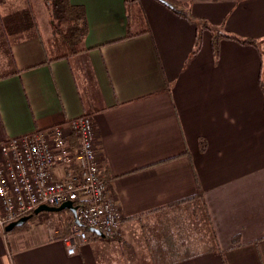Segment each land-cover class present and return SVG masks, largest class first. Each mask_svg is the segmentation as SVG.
<instances>
[{
    "label": "crops",
    "instance_id": "crops-1",
    "mask_svg": "<svg viewBox=\"0 0 264 264\" xmlns=\"http://www.w3.org/2000/svg\"><path fill=\"white\" fill-rule=\"evenodd\" d=\"M174 1L256 46L221 39L214 57L210 33L197 47L195 24L163 0H138L148 32L129 39L125 0H69L85 13L83 50L48 63L50 18L11 36L0 23V142L89 116L122 216L116 239L88 230L73 255L60 242L78 225L68 210L0 227V264H142L134 257L144 248L158 264L164 225L198 193L218 248L168 264H264V0ZM22 2L1 0L0 15ZM67 146L74 153L77 138ZM69 173L75 161L53 168Z\"/></svg>",
    "mask_w": 264,
    "mask_h": 264
},
{
    "label": "built area",
    "instance_id": "built-area-1",
    "mask_svg": "<svg viewBox=\"0 0 264 264\" xmlns=\"http://www.w3.org/2000/svg\"><path fill=\"white\" fill-rule=\"evenodd\" d=\"M71 135L78 141L74 153L67 146ZM96 144L89 116L0 142V227L30 215L39 206L72 202L80 226L116 239L122 216L101 176ZM74 161L76 175L69 173L63 179L53 175L54 166ZM80 226L73 225L69 234L60 238L68 255L75 253L76 238L86 239Z\"/></svg>",
    "mask_w": 264,
    "mask_h": 264
},
{
    "label": "trees",
    "instance_id": "trees-1",
    "mask_svg": "<svg viewBox=\"0 0 264 264\" xmlns=\"http://www.w3.org/2000/svg\"><path fill=\"white\" fill-rule=\"evenodd\" d=\"M22 1L24 4L21 3V5L12 12L0 15L2 29L7 36L15 35L29 29H38L37 14L34 10L33 2L31 0ZM41 1L50 12L51 31L49 36L42 41L47 55V63L66 59L73 54L81 52L83 50L81 44L87 34V24L83 8L81 6L71 5L69 0ZM163 1L168 3L175 12L191 19L195 24L197 29V47L201 42L202 33L204 31L210 33L211 51L214 57L218 54L219 42L221 39H231L243 44L256 46V42L253 40H240L234 36L220 32V30L213 28L204 20L192 18L187 9V4L179 3L174 0ZM125 13L126 35L123 39L133 38L148 32L145 15L138 0H125ZM200 198H202V196L198 193L196 198H193V200L191 198L186 201L189 203L193 201L195 207L192 210L195 216L198 212L203 214V221L205 222L207 231L202 237H197L196 239L198 240V244L202 246L199 251L208 252L216 250L218 247L215 235L209 223L207 210L203 208L204 204L201 202ZM88 230L89 229L86 228L84 229L85 232H88ZM161 236L163 235L160 234V237ZM262 238H264V235ZM168 244L169 245H165V242L162 240L154 245L155 247L152 249V255L154 260L159 261L158 264H168L175 260H184L193 256L198 251L190 252L182 250L185 246V241H176L175 243L171 240ZM160 261L163 262L161 263Z\"/></svg>",
    "mask_w": 264,
    "mask_h": 264
},
{
    "label": "rangeland",
    "instance_id": "rangeland-1",
    "mask_svg": "<svg viewBox=\"0 0 264 264\" xmlns=\"http://www.w3.org/2000/svg\"><path fill=\"white\" fill-rule=\"evenodd\" d=\"M31 1L33 2L34 10L37 14L38 25L43 29L44 25H47V22L50 18V12L41 0ZM60 213L67 215L69 212L64 210ZM166 223H168V225L165 224L164 229L166 232H168V234L163 239L165 245H169L168 243L169 241L171 242V240L175 243L176 241H185V246L182 248V250L193 252L201 249L202 246L198 244V240L196 238L202 237V235H204V233L207 231L205 228V222L203 221L202 213L198 212L195 216L193 214L192 207H188L184 210L179 209L175 212L174 218L170 219V221H167ZM156 242V240L152 241L151 239L152 245H154ZM147 255L148 252L146 248L138 250L134 260H141L142 264H147Z\"/></svg>",
    "mask_w": 264,
    "mask_h": 264
},
{
    "label": "water",
    "instance_id": "water-1",
    "mask_svg": "<svg viewBox=\"0 0 264 264\" xmlns=\"http://www.w3.org/2000/svg\"><path fill=\"white\" fill-rule=\"evenodd\" d=\"M64 210L70 211L72 213V215L74 216V218L76 219V207L73 206L72 202H66V203L62 204L61 206H59V207L39 206L30 215H27V216L15 221V222H12V223L8 224L4 228V232L5 233H9V232L13 231L16 228L22 227L33 216H36V215H38L40 213H59V212L64 211ZM76 224L80 225L79 222H77V221H76ZM90 231L93 232V233H96L100 237H103V235L97 230L90 229Z\"/></svg>",
    "mask_w": 264,
    "mask_h": 264
}]
</instances>
